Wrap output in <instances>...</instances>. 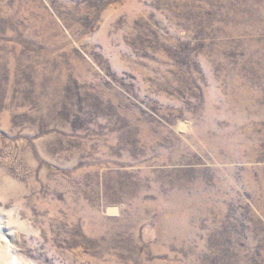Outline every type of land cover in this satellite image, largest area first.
Masks as SVG:
<instances>
[{
    "label": "rangeland",
    "instance_id": "374dc122",
    "mask_svg": "<svg viewBox=\"0 0 264 264\" xmlns=\"http://www.w3.org/2000/svg\"><path fill=\"white\" fill-rule=\"evenodd\" d=\"M0 264H264V0H0Z\"/></svg>",
    "mask_w": 264,
    "mask_h": 264
}]
</instances>
